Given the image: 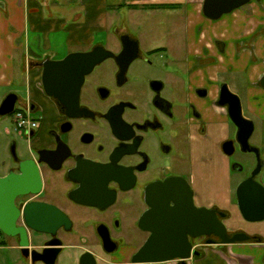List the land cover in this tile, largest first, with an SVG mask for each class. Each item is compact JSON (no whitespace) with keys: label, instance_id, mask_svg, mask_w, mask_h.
Returning a JSON list of instances; mask_svg holds the SVG:
<instances>
[{"label":"flooded vegetation","instance_id":"obj_1","mask_svg":"<svg viewBox=\"0 0 264 264\" xmlns=\"http://www.w3.org/2000/svg\"><path fill=\"white\" fill-rule=\"evenodd\" d=\"M186 22L179 56L173 32L153 43L157 34L144 39L131 25L114 30L115 42L80 51L102 46L110 56L86 77L74 108L45 90V65L55 59L0 58V128L10 123L0 131V179L22 178L16 226L28 241L23 247L21 235L0 228V251L10 252L2 264H147L133 259L151 236L141 226L149 206L193 202L222 212L223 177L244 170L228 107V90L241 99L239 84L227 80L222 39L210 45L199 33L204 44L196 50ZM21 117L36 126H20ZM248 153L256 159L249 177L257 154Z\"/></svg>","mask_w":264,"mask_h":264},{"label":"crops","instance_id":"obj_2","mask_svg":"<svg viewBox=\"0 0 264 264\" xmlns=\"http://www.w3.org/2000/svg\"><path fill=\"white\" fill-rule=\"evenodd\" d=\"M204 1L0 0V58L4 61L29 54L35 59L60 60L78 52L76 48L87 50L97 44L109 43L110 31L133 24L130 18L135 13L185 11L188 26L194 33V48L200 50L204 44L199 33L207 35L206 43L210 45L215 38L222 39L225 43L222 66L227 75L233 78L236 74L245 76L246 110L255 123V132H259L258 146L263 160L258 181L264 185V89L258 86L264 77V0L261 4L252 2L218 21L205 17ZM209 73L215 76L217 72L211 69ZM223 203L235 214L240 213L231 197ZM232 232H244V229ZM250 233L258 240L213 245L203 249L199 257L192 258L187 264H264V224Z\"/></svg>","mask_w":264,"mask_h":264},{"label":"water","instance_id":"obj_3","mask_svg":"<svg viewBox=\"0 0 264 264\" xmlns=\"http://www.w3.org/2000/svg\"><path fill=\"white\" fill-rule=\"evenodd\" d=\"M251 0H205L204 15L211 20H219L224 15L243 8ZM110 52L102 46L94 47L90 52H75L61 60H48L45 65L44 85L47 94L58 98L69 106L76 107L86 77ZM264 88V77L261 80ZM228 96L234 101L229 102L231 120L238 127V140L245 153L257 154V167L253 173L241 182L237 188V205L242 217L250 223L264 222V185L258 181L263 164L259 150L251 147L249 140L255 131L253 121L243 115L241 99L228 90ZM233 108V109H232ZM22 178L11 174L0 179V228L9 236L21 235V245L28 246L25 230L16 226L18 211L14 201L20 194L27 191L21 182ZM150 210L141 222V226L151 232L145 245L135 255L134 263H168L179 261L187 264L202 253L194 248L190 238L214 236L218 241L211 240L208 244L232 245L252 241V237L244 232L230 233L225 219L228 214L217 209L190 206H149ZM170 211V213H169ZM28 209L26 216L29 219ZM161 212L164 213L162 217ZM168 213V214H167ZM38 231H46L41 226L30 224Z\"/></svg>","mask_w":264,"mask_h":264},{"label":"rangeland","instance_id":"obj_4","mask_svg":"<svg viewBox=\"0 0 264 264\" xmlns=\"http://www.w3.org/2000/svg\"><path fill=\"white\" fill-rule=\"evenodd\" d=\"M130 17V16H129ZM122 19V18H121ZM131 24L133 31L137 32L138 34H143L144 39L145 37L149 36H154V34H157V38L153 39V43H159L160 39L166 35L167 32H173L177 37L175 38H169L171 41V45H173V52H175L178 56L181 55V48H182V41L181 38L183 37V33L186 27V12L182 10H171V11H160L155 14H144V13H135L134 16L131 18ZM129 23V22H128ZM161 36V37H159ZM173 37V36H172ZM177 38V40H176ZM116 38L114 35L113 30L110 31L109 34V43L115 42ZM169 41V42H170ZM76 51H85L86 49L84 47L81 48H76ZM227 80L231 83L232 80L234 82H238V87H234L232 84V87H234V90L240 95L241 100L244 105V116L246 118L249 117V114L247 113L246 110V90L245 87H247L246 84V79L245 76L242 74L240 75H235L236 77L233 78L231 75H226ZM4 127H10V123L8 120L4 121L2 127L0 128V131L3 130ZM1 133V132H0ZM259 132H255L253 137L251 138L250 142L252 145H256L257 148H259L258 143H259ZM260 150V149H259ZM261 153V151H260ZM5 154V149L0 146V160L1 156ZM237 161L240 162V164L243 165L244 170L241 173H238L234 175L230 171L226 173V175L223 177L222 182H221V192L223 196L226 198H232V201L234 205L237 203L236 199V187L238 183L242 182L250 172L255 168L256 165V159L253 154L250 153H238V156L236 157ZM260 178V175L258 176L257 179ZM215 207V206H212ZM222 210V212L228 213V218L225 220V223L228 227V230L230 233H233L232 231H238L239 229H244V232L248 235H252L250 232L253 230H259L263 226L264 222H258V223H250L246 221L240 213H236L235 211L229 210L230 206H219ZM236 207V206H232ZM233 209V208H232ZM253 238V237H252ZM252 241H257L252 239ZM194 248L196 249H206V248H211L213 247V244H208L205 241L202 240H196L194 243ZM215 246V244H214ZM10 252L6 251H0V264H2V259L9 255Z\"/></svg>","mask_w":264,"mask_h":264},{"label":"built area","instance_id":"obj_5","mask_svg":"<svg viewBox=\"0 0 264 264\" xmlns=\"http://www.w3.org/2000/svg\"><path fill=\"white\" fill-rule=\"evenodd\" d=\"M20 126H30V127H35L36 126V121H34L31 117L28 118H24L21 117L20 118Z\"/></svg>","mask_w":264,"mask_h":264},{"label":"trees","instance_id":"obj_6","mask_svg":"<svg viewBox=\"0 0 264 264\" xmlns=\"http://www.w3.org/2000/svg\"><path fill=\"white\" fill-rule=\"evenodd\" d=\"M256 239L258 240V238H256ZM256 239H255V240H256Z\"/></svg>","mask_w":264,"mask_h":264}]
</instances>
